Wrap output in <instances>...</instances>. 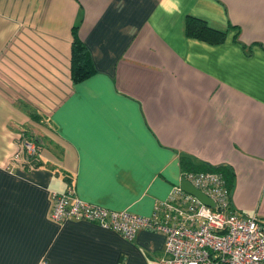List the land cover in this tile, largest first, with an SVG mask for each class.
I'll use <instances>...</instances> for the list:
<instances>
[{"label":"crops","instance_id":"1","mask_svg":"<svg viewBox=\"0 0 264 264\" xmlns=\"http://www.w3.org/2000/svg\"><path fill=\"white\" fill-rule=\"evenodd\" d=\"M189 15L222 38L188 36ZM74 32L96 69L76 82ZM182 156L227 167L264 225V0H0V264H163V235L57 223L51 192L150 215Z\"/></svg>","mask_w":264,"mask_h":264},{"label":"built area","instance_id":"2","mask_svg":"<svg viewBox=\"0 0 264 264\" xmlns=\"http://www.w3.org/2000/svg\"><path fill=\"white\" fill-rule=\"evenodd\" d=\"M36 147L22 139L11 160L22 165ZM214 203L209 206L174 185L150 215L109 209L77 197L72 188L51 192L49 217L89 221L131 239L139 230L164 236L163 264H264V225L231 206L230 189L221 172H186L183 177ZM38 264H47L41 259Z\"/></svg>","mask_w":264,"mask_h":264},{"label":"trees","instance_id":"3","mask_svg":"<svg viewBox=\"0 0 264 264\" xmlns=\"http://www.w3.org/2000/svg\"><path fill=\"white\" fill-rule=\"evenodd\" d=\"M185 33L188 36L211 42L218 41L223 36L222 31L211 27L205 20L190 15L185 19ZM95 72L96 69L89 50L84 45V43L76 37L74 32L70 56V76L72 81H80ZM179 163L182 173L206 171L221 172L225 178L227 186L229 188L231 186L233 176L227 167L211 166L206 164L196 165L189 157L186 156L180 157Z\"/></svg>","mask_w":264,"mask_h":264},{"label":"water","instance_id":"4","mask_svg":"<svg viewBox=\"0 0 264 264\" xmlns=\"http://www.w3.org/2000/svg\"><path fill=\"white\" fill-rule=\"evenodd\" d=\"M180 186L181 188L190 193L193 194L194 196H196L201 202H203L206 205L209 206H213L214 203L213 201L206 196L201 190H199L198 188L194 187L189 181H187L185 178H181L180 179Z\"/></svg>","mask_w":264,"mask_h":264}]
</instances>
